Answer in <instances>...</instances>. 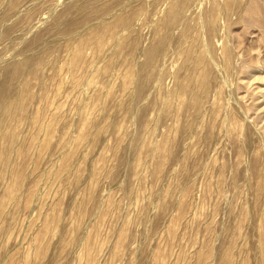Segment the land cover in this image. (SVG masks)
Wrapping results in <instances>:
<instances>
[{
	"label": "rangeland",
	"instance_id": "rangeland-1",
	"mask_svg": "<svg viewBox=\"0 0 264 264\" xmlns=\"http://www.w3.org/2000/svg\"><path fill=\"white\" fill-rule=\"evenodd\" d=\"M0 264H264V0H0Z\"/></svg>",
	"mask_w": 264,
	"mask_h": 264
}]
</instances>
